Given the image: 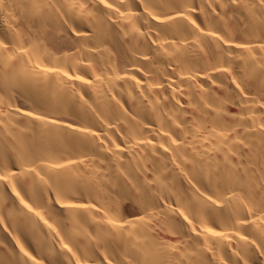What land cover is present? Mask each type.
Returning a JSON list of instances; mask_svg holds the SVG:
<instances>
[{
	"label": "bare ground",
	"instance_id": "bare-ground-1",
	"mask_svg": "<svg viewBox=\"0 0 264 264\" xmlns=\"http://www.w3.org/2000/svg\"><path fill=\"white\" fill-rule=\"evenodd\" d=\"M0 264H264V0H0Z\"/></svg>",
	"mask_w": 264,
	"mask_h": 264
}]
</instances>
